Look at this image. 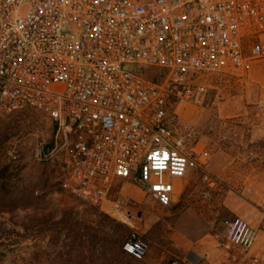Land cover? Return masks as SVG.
<instances>
[{"label": "built area", "instance_id": "1", "mask_svg": "<svg viewBox=\"0 0 264 264\" xmlns=\"http://www.w3.org/2000/svg\"><path fill=\"white\" fill-rule=\"evenodd\" d=\"M261 57L264 0H0V111L45 112L55 144L36 157L58 153L62 188L100 208L120 180L164 206L191 170L218 184L176 106L203 101L202 74ZM257 236L236 215L226 246L247 252ZM149 246L136 230L123 243L137 259Z\"/></svg>", "mask_w": 264, "mask_h": 264}, {"label": "rangeland", "instance_id": "2", "mask_svg": "<svg viewBox=\"0 0 264 264\" xmlns=\"http://www.w3.org/2000/svg\"><path fill=\"white\" fill-rule=\"evenodd\" d=\"M201 80L203 101L179 103L178 121L219 182L191 170L167 206L123 180L104 208L82 202L61 186L58 153L36 157L38 148L52 151L54 121L34 107L0 111V264H249L251 250L227 247L226 234L264 198V57L242 74ZM135 230L150 242L142 260L122 252Z\"/></svg>", "mask_w": 264, "mask_h": 264}, {"label": "crops", "instance_id": "3", "mask_svg": "<svg viewBox=\"0 0 264 264\" xmlns=\"http://www.w3.org/2000/svg\"><path fill=\"white\" fill-rule=\"evenodd\" d=\"M261 207H258L260 206ZM248 212L237 214L248 220L254 227L258 229L257 239L252 246L251 258L249 264H264V198L262 201L257 202L255 206L248 208Z\"/></svg>", "mask_w": 264, "mask_h": 264}, {"label": "trees", "instance_id": "4", "mask_svg": "<svg viewBox=\"0 0 264 264\" xmlns=\"http://www.w3.org/2000/svg\"><path fill=\"white\" fill-rule=\"evenodd\" d=\"M0 211H3V210H0ZM0 239H1V237H0ZM126 240V239H125ZM124 240V241H125ZM124 241H123V243H124ZM123 243H122V252L123 253H125V254H127V255H129V256H131V258H133V259H135V260H142V259H137V258H135L134 256H132L131 254H129L128 252H126L124 249H123Z\"/></svg>", "mask_w": 264, "mask_h": 264}, {"label": "water", "instance_id": "5", "mask_svg": "<svg viewBox=\"0 0 264 264\" xmlns=\"http://www.w3.org/2000/svg\"><path fill=\"white\" fill-rule=\"evenodd\" d=\"M141 214H142V210H139L138 215L141 216Z\"/></svg>", "mask_w": 264, "mask_h": 264}]
</instances>
